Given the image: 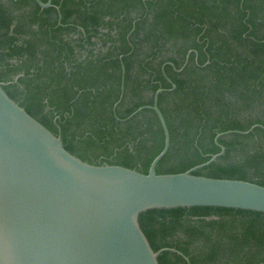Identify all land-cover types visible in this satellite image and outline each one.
I'll use <instances>...</instances> for the list:
<instances>
[{"label": "trees", "instance_id": "16d2710c", "mask_svg": "<svg viewBox=\"0 0 264 264\" xmlns=\"http://www.w3.org/2000/svg\"><path fill=\"white\" fill-rule=\"evenodd\" d=\"M52 5L0 0V82L69 153L148 174L165 145L150 107L165 89L170 148L157 174L190 171L222 146L193 174L264 187V0ZM139 223L154 252L180 253L159 264H264L261 213L157 209Z\"/></svg>", "mask_w": 264, "mask_h": 264}, {"label": "water", "instance_id": "95a60500", "mask_svg": "<svg viewBox=\"0 0 264 264\" xmlns=\"http://www.w3.org/2000/svg\"><path fill=\"white\" fill-rule=\"evenodd\" d=\"M42 9L53 7L32 0ZM0 82V264H159L139 217L157 209L211 207L264 214V187L194 175L225 153L178 174H157L170 148L158 102L150 107L165 135L149 173L92 165L69 153L14 102ZM175 85H173V89ZM141 109L138 110L141 111ZM229 133L219 134L220 137Z\"/></svg>", "mask_w": 264, "mask_h": 264}, {"label": "flooded vegetation", "instance_id": "af4514ba", "mask_svg": "<svg viewBox=\"0 0 264 264\" xmlns=\"http://www.w3.org/2000/svg\"><path fill=\"white\" fill-rule=\"evenodd\" d=\"M180 71H181V70H180ZM162 90H164V91L162 92V93H164V92H165V89H162ZM172 90H173V89H172ZM162 93H161V94H162ZM161 94H160V95H161Z\"/></svg>", "mask_w": 264, "mask_h": 264}]
</instances>
